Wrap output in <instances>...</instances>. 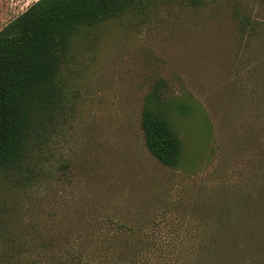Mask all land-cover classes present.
<instances>
[{
	"label": "rangeland",
	"instance_id": "1",
	"mask_svg": "<svg viewBox=\"0 0 264 264\" xmlns=\"http://www.w3.org/2000/svg\"><path fill=\"white\" fill-rule=\"evenodd\" d=\"M37 1L0 0V30ZM59 81L38 195L56 258L264 264V0H138L72 39ZM158 83L176 168L145 145Z\"/></svg>",
	"mask_w": 264,
	"mask_h": 264
},
{
	"label": "trees",
	"instance_id": "2",
	"mask_svg": "<svg viewBox=\"0 0 264 264\" xmlns=\"http://www.w3.org/2000/svg\"><path fill=\"white\" fill-rule=\"evenodd\" d=\"M137 2L38 0L0 30V264H64L63 254L56 258L52 252L58 240L42 225L43 216L54 215L47 212L48 202L40 203L43 184L51 177L43 166L44 143L64 108L60 70L82 29ZM162 89L158 83L146 97L141 126L151 155L176 168L182 142L168 119L170 105ZM110 249L104 250L107 256ZM79 256L70 254V261L77 262ZM135 256L118 255L114 264H135Z\"/></svg>",
	"mask_w": 264,
	"mask_h": 264
}]
</instances>
